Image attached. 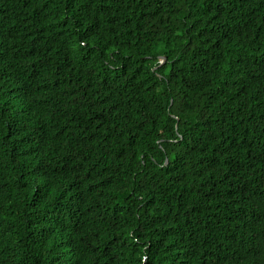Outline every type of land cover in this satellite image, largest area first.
Returning <instances> with one entry per match:
<instances>
[{"label":"trees","instance_id":"obj_1","mask_svg":"<svg viewBox=\"0 0 264 264\" xmlns=\"http://www.w3.org/2000/svg\"><path fill=\"white\" fill-rule=\"evenodd\" d=\"M0 264H264V0H0Z\"/></svg>","mask_w":264,"mask_h":264},{"label":"water","instance_id":"obj_2","mask_svg":"<svg viewBox=\"0 0 264 264\" xmlns=\"http://www.w3.org/2000/svg\"><path fill=\"white\" fill-rule=\"evenodd\" d=\"M161 61H160V64H162L164 61H166V56L165 55H161ZM166 162H167V159H166Z\"/></svg>","mask_w":264,"mask_h":264}]
</instances>
